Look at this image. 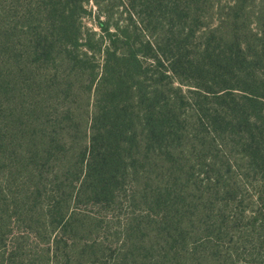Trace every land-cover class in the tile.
Returning a JSON list of instances; mask_svg holds the SVG:
<instances>
[{
  "label": "trees",
  "instance_id": "trees-1",
  "mask_svg": "<svg viewBox=\"0 0 264 264\" xmlns=\"http://www.w3.org/2000/svg\"><path fill=\"white\" fill-rule=\"evenodd\" d=\"M0 264H264V0H0Z\"/></svg>",
  "mask_w": 264,
  "mask_h": 264
},
{
  "label": "rangeland",
  "instance_id": "rangeland-1",
  "mask_svg": "<svg viewBox=\"0 0 264 264\" xmlns=\"http://www.w3.org/2000/svg\"><path fill=\"white\" fill-rule=\"evenodd\" d=\"M90 8H91L92 16H96L97 13L96 8L93 5H90ZM87 24L89 27H93L90 21H87Z\"/></svg>",
  "mask_w": 264,
  "mask_h": 264
}]
</instances>
